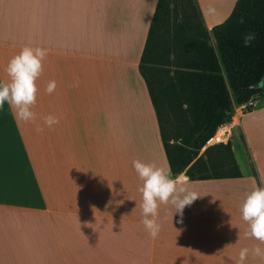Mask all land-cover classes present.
<instances>
[{"label":"crops","instance_id":"obj_1","mask_svg":"<svg viewBox=\"0 0 264 264\" xmlns=\"http://www.w3.org/2000/svg\"><path fill=\"white\" fill-rule=\"evenodd\" d=\"M157 1L0 0V81L25 45L48 50L37 121H17L7 103L0 109V264H237L242 248L264 251L244 235L240 212L245 194L264 186V95L252 97L245 113L233 105L241 175L172 174L186 176L200 197L182 216L161 204L154 240L141 222L133 160L169 168L139 68ZM235 1L196 3L210 29ZM49 114L60 123L37 133ZM244 264L264 259L250 252Z\"/></svg>","mask_w":264,"mask_h":264},{"label":"trees","instance_id":"obj_2","mask_svg":"<svg viewBox=\"0 0 264 264\" xmlns=\"http://www.w3.org/2000/svg\"><path fill=\"white\" fill-rule=\"evenodd\" d=\"M243 21V22H241ZM247 34L254 35L245 46ZM168 166L191 180L240 176L231 142L201 151L234 104L264 95V0H236L210 29L196 0H158L140 58Z\"/></svg>","mask_w":264,"mask_h":264},{"label":"clouds","instance_id":"obj_3","mask_svg":"<svg viewBox=\"0 0 264 264\" xmlns=\"http://www.w3.org/2000/svg\"><path fill=\"white\" fill-rule=\"evenodd\" d=\"M254 38V35L247 34L244 38L245 46ZM47 55L46 48L25 45L10 58L5 66L7 80L0 81V109H3L7 103L13 111L14 118L19 122L35 123L37 121V113L33 111L39 92L37 80L44 71V61ZM78 85L77 78L71 86L78 87ZM56 87V81L50 80L45 91L51 95ZM40 119L43 125L36 126L37 133H43L45 128L52 129L60 123V117L51 114L40 117ZM132 165L142 182L138 187L141 194L140 208L143 217L141 222L154 240L160 232V224L157 223L156 217L161 204L170 203L175 208L174 212L182 216L183 209L190 206L200 195L188 189L186 176L173 177L170 167L164 168L139 159L133 160ZM240 212L242 219L249 225L244 235L264 243V186L256 187L245 194ZM250 252L254 257L264 259V251L259 246L252 249L245 247L239 252L237 264H244Z\"/></svg>","mask_w":264,"mask_h":264},{"label":"built area","instance_id":"obj_4","mask_svg":"<svg viewBox=\"0 0 264 264\" xmlns=\"http://www.w3.org/2000/svg\"><path fill=\"white\" fill-rule=\"evenodd\" d=\"M250 109V100L240 105L241 113L248 112ZM233 120L232 113L230 119L220 123L205 140L203 146L201 147V151H209L210 153H213L218 151L221 145L230 143L233 135Z\"/></svg>","mask_w":264,"mask_h":264},{"label":"rangeland","instance_id":"obj_5","mask_svg":"<svg viewBox=\"0 0 264 264\" xmlns=\"http://www.w3.org/2000/svg\"><path fill=\"white\" fill-rule=\"evenodd\" d=\"M234 152H235V155H236V157L238 159L239 167L241 169L245 170L246 169V163H245V160L242 157L241 153L237 149L234 150Z\"/></svg>","mask_w":264,"mask_h":264},{"label":"water","instance_id":"obj_6","mask_svg":"<svg viewBox=\"0 0 264 264\" xmlns=\"http://www.w3.org/2000/svg\"><path fill=\"white\" fill-rule=\"evenodd\" d=\"M264 76L255 84L256 86H262L263 85Z\"/></svg>","mask_w":264,"mask_h":264}]
</instances>
